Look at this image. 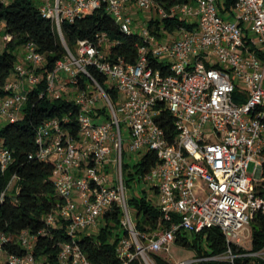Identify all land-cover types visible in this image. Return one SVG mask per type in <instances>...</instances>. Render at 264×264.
I'll use <instances>...</instances> for the list:
<instances>
[{
    "label": "built area",
    "instance_id": "obj_1",
    "mask_svg": "<svg viewBox=\"0 0 264 264\" xmlns=\"http://www.w3.org/2000/svg\"><path fill=\"white\" fill-rule=\"evenodd\" d=\"M36 2L61 37L63 21H74L105 5L123 31L143 40L132 64L108 60L110 41L105 33L96 36V43L79 40L74 51L65 45L66 55L45 75L41 72L45 55L29 41L3 87L0 125L22 116L28 92L43 78L45 93L78 107L75 134L64 125L69 120L64 114L45 120L35 135L34 157L53 164L60 198L56 209L45 216L46 226L65 223L70 238L60 245L57 264H90L77 242L78 234L95 232L114 204L121 208V223L129 234L117 249L122 264L134 258L157 264L154 255L168 264H234L240 257L264 264V246L253 248L252 228L256 214H264V0H234L229 10L226 0H193L169 8L155 0ZM134 8L145 16L140 32L131 28ZM172 18L195 26L182 27L179 38L164 43L149 24ZM11 38L2 35L4 42ZM152 60L164 63L167 72L154 68ZM87 67L107 76L109 87L119 94L116 103ZM168 117L171 132L162 126ZM123 125L129 133V150L141 158L152 150L158 159L143 179L154 187L163 219L154 232L142 236L135 229L122 178ZM11 159L0 144L2 170ZM15 180L13 175L6 191L14 188ZM211 227L222 232L225 251H195L191 258L176 260L161 254H170L178 231L195 234ZM9 239L0 235V264H36L33 234L19 233L22 255L5 249Z\"/></svg>",
    "mask_w": 264,
    "mask_h": 264
},
{
    "label": "trees",
    "instance_id": "obj_2",
    "mask_svg": "<svg viewBox=\"0 0 264 264\" xmlns=\"http://www.w3.org/2000/svg\"><path fill=\"white\" fill-rule=\"evenodd\" d=\"M155 1L162 7L169 8L172 5L193 0ZM233 2L234 0H226L225 9L229 10ZM0 23L3 24V32L12 36L11 40L4 42V48L0 51V96L6 94L3 87L17 62L16 51L29 41L34 42L38 51L45 55L46 62L41 69L43 75L52 70L58 60L64 58L65 45L74 51L79 40L88 39L96 43V36L100 33H105L110 41L108 60L112 62L123 60L126 63H135L139 47L143 44L138 34L126 33L120 28L107 12L105 5L74 21H63L62 37L55 23L42 16L36 0H11L7 4L0 0ZM194 26L195 24L180 18L161 21L156 19L150 21L149 29L160 37L161 30L174 32L182 27L191 29ZM151 65L167 72L164 63L158 60H152ZM87 70L102 86L111 101L116 103L119 94L114 87H109L107 76L94 67H87ZM84 79L81 78V84ZM45 86L43 78L28 92L27 101L22 108V116L14 122L0 125V144L8 149L12 158L6 169L2 170L0 165V235L6 234L10 237L4 245L7 251L22 255L25 249L19 244L18 235L21 231L28 230L35 236L33 255L36 264H57L60 245L69 241L70 238L66 234L65 223H59L56 227L46 226L45 216L56 209L60 198L54 185L53 164L34 157L37 148L35 135L36 129L45 120L64 114H69V120L64 125L75 134L77 130L75 117L78 107L63 97H50L44 92ZM42 93L43 95L40 96ZM102 111L105 112V109ZM162 126L168 132L173 129V123L169 117L163 121ZM157 161L156 153L148 150L134 165V172L129 173L127 181L137 179L140 182ZM13 175L16 176L14 188L6 191L7 184ZM154 192H156L155 189ZM127 205L134 211V226L141 236L154 232L159 227L158 223L163 219L162 213L156 201L149 197L147 190L142 188L129 197ZM256 215H258L257 223L252 225L253 248L259 249L264 246V214L259 212ZM121 218L122 210L114 204L105 211L100 226L95 232L78 234L77 242L90 264H122L117 249L121 239L128 237L129 234L122 225ZM173 220L175 221L176 218L174 217ZM168 224L162 221L163 226ZM175 243L193 249L197 254H217L226 249L224 236L216 227L203 229L195 234L178 231ZM154 258L157 264H168L160 256L154 255ZM128 264L144 263L141 259L134 258ZM201 264L231 263L206 261ZM234 264L252 263L249 258L240 257Z\"/></svg>",
    "mask_w": 264,
    "mask_h": 264
},
{
    "label": "rangeland",
    "instance_id": "obj_3",
    "mask_svg": "<svg viewBox=\"0 0 264 264\" xmlns=\"http://www.w3.org/2000/svg\"><path fill=\"white\" fill-rule=\"evenodd\" d=\"M7 2H10L11 0H6ZM132 12L134 16H136V19L133 21V25L131 26L133 31L140 32L143 22L145 21V16L141 11H138L137 9H132ZM146 19H150V15L146 16ZM191 20V19H190ZM162 32V38L161 40L164 43H169L181 36L179 33V30H175L174 32H168L166 30H161ZM1 34V33H0ZM4 48V41L2 39V35H0V51H2ZM17 58L18 60H21L23 56V49L20 47L17 51ZM122 137H123V154H122V178L124 185H126V198L128 199L132 195L136 194L144 188L147 190L149 197L153 198L154 201L156 200L154 188L152 187V184L149 181L144 180L143 178L141 181H137V179L127 181L129 178V173L134 172V165L139 162L141 159V154L137 152H133L129 150V142L127 139L129 138V133L127 129H125L124 125L122 126ZM253 164H250L249 172H252ZM128 184V185H127ZM150 187L152 189H150ZM130 214L132 216V219H134V211L132 208H129ZM142 242V241H141ZM143 244V243H142ZM146 244V243H145ZM144 244V245H145ZM169 255L166 254L164 251L161 253L163 256H166V258H171L172 260L176 259H187L193 257L196 253L195 250L189 249L186 247H182L181 245H177L176 243H172L170 245V251Z\"/></svg>",
    "mask_w": 264,
    "mask_h": 264
},
{
    "label": "crops",
    "instance_id": "obj_4",
    "mask_svg": "<svg viewBox=\"0 0 264 264\" xmlns=\"http://www.w3.org/2000/svg\"><path fill=\"white\" fill-rule=\"evenodd\" d=\"M0 33H1L0 35H3V34H4L3 31H1ZM155 197H156V200H157V195H156V193H155Z\"/></svg>",
    "mask_w": 264,
    "mask_h": 264
}]
</instances>
